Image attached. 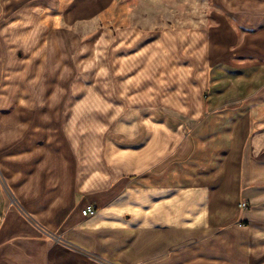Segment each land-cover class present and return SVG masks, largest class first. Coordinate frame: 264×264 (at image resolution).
<instances>
[{"label":"crops","instance_id":"crops-1","mask_svg":"<svg viewBox=\"0 0 264 264\" xmlns=\"http://www.w3.org/2000/svg\"><path fill=\"white\" fill-rule=\"evenodd\" d=\"M109 1L72 0L65 5L64 0H0V174L15 199L8 201L1 193L0 181V264H264V126L255 127L252 120L243 123L241 117L226 121L229 125L222 133L197 135L191 140L196 149L188 159H197L204 150L211 168L196 172L190 181L183 182L181 176L170 179L166 172L149 180L150 168H145L149 152H144L138 183L123 176L127 168L108 167L99 148L86 152V113L92 111L89 114L94 116L96 106L104 105L93 81L86 86L79 80L73 92L93 94L96 102L50 100L54 90L48 91L45 76L53 61L51 48L63 54L64 45H69L64 24L84 19L83 10L90 3L93 15ZM223 3L237 14L242 6L241 1ZM261 15L239 16V20L256 25ZM203 34H191L185 43L195 67L209 63L212 56V39L207 33L202 40ZM157 35L154 41L141 35L138 42L137 37L130 40L127 32H120L115 42L104 30L89 47L93 58L89 52L77 63L93 65L101 58L95 51L109 43L111 55L120 51L116 59L121 75L137 72L130 80L110 86L116 95L118 89L131 88L137 78L148 80L156 73L154 81L159 83L162 72L156 65L166 60L170 39L165 33ZM229 40H218L223 52L237 47L236 58L264 62L262 38ZM134 45L140 46L136 53L123 50ZM151 63L156 69L139 75ZM81 76L85 79L84 73ZM155 84L151 87L148 81L129 100L149 101L154 88L162 87ZM202 92L201 87L200 106L193 107L192 92L179 91L180 102L174 97L173 108L204 110ZM162 95L157 103L166 105ZM186 102L191 105L186 107ZM207 105L210 110L219 108L214 102ZM159 143L153 151L161 150ZM180 153L175 163H180ZM243 202L247 208L241 206ZM88 205L96 206L97 212L84 215Z\"/></svg>","mask_w":264,"mask_h":264},{"label":"rangeland","instance_id":"rangeland-1","mask_svg":"<svg viewBox=\"0 0 264 264\" xmlns=\"http://www.w3.org/2000/svg\"><path fill=\"white\" fill-rule=\"evenodd\" d=\"M71 1L64 0V3L67 5ZM223 1L225 0H110L109 4L93 15H90L89 9L93 5L91 3L89 6L85 5L84 19L64 24L70 33L69 45H64L63 54H58L55 48H51L53 61L45 80L48 91L54 90L50 100L63 103L85 99L87 102H96L93 94L92 97L89 93L77 96V92H73L79 80L85 81L86 86H92V81L95 84L98 98L104 105L96 106L98 110L94 116L89 114L92 111L86 113L84 127L86 152L99 148L108 167L117 165L127 168L123 176L133 178L138 183L141 182L143 170L141 157L144 152L146 154L149 152V161L145 166L146 169L150 168L149 180L157 178L160 172H166L170 179L181 176V180L185 182L190 181L191 176L196 177V172H204L211 168L210 165H206L204 150L196 155L199 156L197 159H188L196 149L195 142L191 140L196 139L197 135L204 138L206 134L222 133L223 129H227L229 120L241 117L243 123L249 124V120H252L255 127L264 126V62L257 64L249 62L248 58H236L237 47L223 52L221 44H217L218 40L223 38L230 39L231 43L235 37L240 41L253 37L262 38L264 41V15H261L264 13L260 10L262 8L264 11V0H233L242 3V6L237 8L238 14L235 13L237 10L226 8ZM237 5L238 3L235 4ZM259 14L262 21L256 25H245L239 20V16L257 17ZM104 30L113 36L114 41L118 40L120 32H127L130 40L137 37L138 42H141V35L146 36L145 41L156 40L157 33L168 35L170 42L165 39L166 60L156 65L161 74L164 73L163 77L160 75L157 79L159 83L155 84L156 73L155 77L151 76L148 80L137 78L131 88L124 90L120 88L123 91L116 88L118 89L116 95L110 86L130 80L131 75L137 72L131 71L128 75H121L120 65H117L119 63L116 59L120 51L111 55L109 43L95 51L101 58L93 61V65L79 66V61L88 57L90 45L97 42ZM207 33L212 39V56L209 63L206 60L199 63L198 67L190 65V49L185 43L191 34L197 36L203 34L201 39L205 40ZM137 46L139 45L125 46L123 50H135L136 53L140 48ZM57 48L61 49L60 46ZM89 54L93 58L94 51ZM206 55L204 56L207 58ZM263 55L260 54L262 57ZM99 59H102L100 63ZM109 61H112V67ZM88 62L90 63L89 58ZM241 64L246 66L241 67ZM156 67L151 63L147 69L140 71L139 75L151 73V68ZM240 68L243 70L238 71ZM203 69L207 74L203 75ZM240 72L250 77H241ZM83 73L85 79H80ZM118 74L120 76L116 77ZM97 76H100V79L97 80ZM148 81L151 87L154 84L156 86L162 84L159 90H162L160 94H163L166 105L157 103L160 94L155 88V93L151 95L149 101L143 102L139 97L129 100L143 85L148 84ZM201 87L204 110L183 111L173 108L174 97L176 102H180L182 95L179 91L192 92V105L186 102V107L200 106ZM87 89L89 91L90 88ZM208 102L216 103L219 108L210 110ZM112 105L118 106V109L112 108ZM196 113L198 115H195ZM245 118L247 120H244ZM221 119H225V123L221 124ZM158 143L161 150L153 151ZM179 151L180 163H175L178 161ZM129 153L133 156L131 159ZM129 159L131 161L127 164L126 161ZM0 181L3 184L1 193L8 201L14 203V194L5 185L1 174Z\"/></svg>","mask_w":264,"mask_h":264},{"label":"built area","instance_id":"built-area-1","mask_svg":"<svg viewBox=\"0 0 264 264\" xmlns=\"http://www.w3.org/2000/svg\"><path fill=\"white\" fill-rule=\"evenodd\" d=\"M241 206L242 207H246L247 206V203L246 202H243L241 203ZM83 214L84 215H93L97 212V207L94 206V205H88L86 206L84 209H83Z\"/></svg>","mask_w":264,"mask_h":264},{"label":"bare ground","instance_id":"bare-ground-1","mask_svg":"<svg viewBox=\"0 0 264 264\" xmlns=\"http://www.w3.org/2000/svg\"><path fill=\"white\" fill-rule=\"evenodd\" d=\"M247 17V16H246Z\"/></svg>","mask_w":264,"mask_h":264}]
</instances>
